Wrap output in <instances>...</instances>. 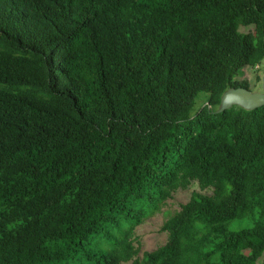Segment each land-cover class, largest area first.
I'll return each instance as SVG.
<instances>
[{
  "label": "trees",
  "instance_id": "16d2710c",
  "mask_svg": "<svg viewBox=\"0 0 264 264\" xmlns=\"http://www.w3.org/2000/svg\"><path fill=\"white\" fill-rule=\"evenodd\" d=\"M263 62L264 0H0V264H264Z\"/></svg>",
  "mask_w": 264,
  "mask_h": 264
},
{
  "label": "rangeland",
  "instance_id": "374dc122",
  "mask_svg": "<svg viewBox=\"0 0 264 264\" xmlns=\"http://www.w3.org/2000/svg\"><path fill=\"white\" fill-rule=\"evenodd\" d=\"M249 27H241V31H247ZM264 71V62L259 68L247 66L243 69V74L239 78L248 79L252 89L261 90L262 81L256 80L257 75L262 76ZM204 93L201 92L195 99L194 110L198 109L203 104ZM193 191L202 193H211L210 189L201 190L196 181L191 182L187 188L177 189L172 193L158 210L153 211L134 229V244L138 246V258L142 256L144 251H152L163 245L167 239V233L160 229L163 221L175 210H178L180 205L186 202ZM249 219H235L229 223V228L232 230H239L249 226ZM121 264H134L132 260L122 262Z\"/></svg>",
  "mask_w": 264,
  "mask_h": 264
},
{
  "label": "water",
  "instance_id": "95a60500",
  "mask_svg": "<svg viewBox=\"0 0 264 264\" xmlns=\"http://www.w3.org/2000/svg\"><path fill=\"white\" fill-rule=\"evenodd\" d=\"M261 90H250L244 87L228 88L221 95L220 104L216 111L220 112L230 106L237 104L245 109H253L264 105V71L261 76Z\"/></svg>",
  "mask_w": 264,
  "mask_h": 264
},
{
  "label": "clouds",
  "instance_id": "9594fccd",
  "mask_svg": "<svg viewBox=\"0 0 264 264\" xmlns=\"http://www.w3.org/2000/svg\"><path fill=\"white\" fill-rule=\"evenodd\" d=\"M257 67V66H256Z\"/></svg>",
  "mask_w": 264,
  "mask_h": 264
}]
</instances>
